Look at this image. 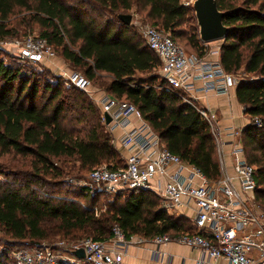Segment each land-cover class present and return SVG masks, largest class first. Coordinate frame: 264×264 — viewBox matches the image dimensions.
Returning <instances> with one entry per match:
<instances>
[{"label":"trees","instance_id":"16d2710c","mask_svg":"<svg viewBox=\"0 0 264 264\" xmlns=\"http://www.w3.org/2000/svg\"><path fill=\"white\" fill-rule=\"evenodd\" d=\"M215 1L228 29L219 63L238 79L236 98L250 118L240 140L254 168L255 201L264 208V0ZM132 9L146 24L184 43L189 55L209 54L197 23L186 28L189 15L195 16L180 0H0V41L18 38L21 31L29 35L35 26L93 86L107 77L106 94L132 103L170 152L215 180L220 176L217 147L202 109L167 86L158 57L120 21L118 16ZM19 10L28 15L17 18ZM17 63H4L0 53V156L27 160L21 162L25 171L0 167V229L8 238L0 264H12L16 243L106 241L114 225L127 239L196 232L189 220L163 212L150 191H121L98 206L110 194L66 187L59 180L66 170L85 174L102 164L116 169L123 161L88 94Z\"/></svg>","mask_w":264,"mask_h":264},{"label":"built area","instance_id":"2783aa9c","mask_svg":"<svg viewBox=\"0 0 264 264\" xmlns=\"http://www.w3.org/2000/svg\"><path fill=\"white\" fill-rule=\"evenodd\" d=\"M138 32L160 60V76L171 90L182 94L185 102L191 103L197 91L228 96L236 88L238 80L218 61L189 55L168 34L149 24L138 26ZM15 46L17 58L25 63L44 65L56 58L42 38L28 37ZM62 76L100 108L101 121L123 161L116 169L104 164L95 167L80 185L92 194L150 191L158 198L163 212L184 217L196 230L175 237L145 239L155 246L153 259L161 260V245L178 242L198 251L196 264H264V208L254 198V168L244 157L242 130L231 128L230 140L221 142L212 117L205 110L200 111L217 147L220 176L210 180L199 168L170 152L132 103L103 92L95 97L94 86L78 71L69 70ZM105 114L110 118L107 125ZM252 121L259 126L258 120ZM223 146L229 147L233 159L232 175L225 165ZM132 243L133 239H127L120 227L114 225L106 241L84 238L53 244L27 242L14 248L10 258L12 264H122L121 258ZM78 250H83V259L74 255Z\"/></svg>","mask_w":264,"mask_h":264},{"label":"crops","instance_id":"0c3cea01","mask_svg":"<svg viewBox=\"0 0 264 264\" xmlns=\"http://www.w3.org/2000/svg\"><path fill=\"white\" fill-rule=\"evenodd\" d=\"M205 58L219 62L218 49L212 48ZM196 86L199 87L200 84L197 83ZM95 90V97H98L100 91ZM192 97L194 103L212 117L214 125L218 128L221 142L227 143L230 140L228 132L231 128L242 130L250 124V118L246 119L244 109L237 101L235 89L228 96L203 94L197 91ZM223 152L225 165L229 174L232 175L233 159L229 155V147L223 146ZM131 239H133V243L127 246L121 258L122 264H196L199 257L197 250L178 242H170L158 248L162 255L161 260L153 259L155 246L152 243L141 237H132Z\"/></svg>","mask_w":264,"mask_h":264},{"label":"rangeland","instance_id":"374dc122","mask_svg":"<svg viewBox=\"0 0 264 264\" xmlns=\"http://www.w3.org/2000/svg\"><path fill=\"white\" fill-rule=\"evenodd\" d=\"M182 4H189L186 7H190L192 6V4H190V2L192 3L193 0H180ZM18 12H20V15L17 17H22V16H27L28 13L23 12L22 10H19ZM126 15H130L131 16V22L130 25L133 27L134 31L137 33V35L140 37V34L138 32V26H140L141 24H146L147 22L144 20V18L139 15L135 9H132L128 14ZM138 24V25H137ZM186 28L187 29H194L196 28V22H195V18L192 15H189V17L187 18V23H186ZM39 29L36 28L35 26L33 27V29L31 30V33L29 35H25L23 31L20 32V36H18V38H7L4 41H0V53H1V59L3 60L4 63L6 64H18L17 62H19L20 64L23 65V68H32L35 72H38L40 74H42L43 76L45 74H50V77H48L49 80H51L52 82H55V79H59L60 81H62L64 84L69 85L65 78L62 76L63 72H67V70H74V71H78L79 73L82 74V71L79 69H74L71 65H69L68 63H66L61 56L59 55V53L57 52L56 48H54L53 52L56 56V58L54 60H52L53 62H49L46 63L44 65H37V64H31L29 62L25 63L20 61L17 58V53H18V49L15 46L17 43L23 42L25 41L28 37H32V38H41L39 36ZM141 38V37H140ZM179 44V46H181L186 52L190 53L192 52L191 50H189L188 47H186L184 45V43L181 42H177ZM221 44V41H216V42H211L208 44H205L204 46L207 48L208 52L213 48V49H219V46ZM51 47V46H50ZM192 56H195L193 54H191ZM235 76V75H233ZM240 76V73L239 75ZM235 78L237 79V77L235 76ZM100 81H93L94 82V88L97 89L100 92H103V88H102V84L104 82H107L108 78L105 76H101ZM238 80V79H237ZM95 103V102H94ZM96 104V103H95ZM247 119V116H246ZM21 162H27L26 159H20V158H16L14 156H0V167L7 172H12V171H25L27 170L26 165L21 164ZM58 166H61V163L58 162ZM69 166H72V164H69ZM69 170H66V173H68ZM64 174L62 175V177L59 179L61 180V182L68 188L74 189V188H80L82 187L80 185V183H82L83 180L86 179V176L88 175V173H79V174ZM0 180L3 181L4 178L0 177ZM83 188V187H82ZM92 194V193H91ZM94 194V193H93ZM114 194H110L109 196H105L99 199V201L97 202V205L99 206L100 204H102L105 201H112ZM84 205H87L88 202L83 201L82 202ZM113 226V225H112ZM86 238V237H85ZM84 239V238H82ZM81 240V239H80ZM7 241L8 238L6 237V235L4 234V232L2 231V229H0V251L5 249L7 246ZM60 241L59 239L56 240H45V241H41L40 243H45V244H53L55 242ZM28 241H24V243H16L17 247H20L22 244H26ZM8 248V247H7ZM10 248V247H9Z\"/></svg>","mask_w":264,"mask_h":264},{"label":"water","instance_id":"95a60500","mask_svg":"<svg viewBox=\"0 0 264 264\" xmlns=\"http://www.w3.org/2000/svg\"><path fill=\"white\" fill-rule=\"evenodd\" d=\"M191 8L196 19L199 39L203 44L224 39L228 29L222 23L224 13L217 9L215 0H194ZM118 18L125 25H130V15L121 14ZM104 118L107 125L110 118L106 114ZM74 255L79 259L84 258L83 250L76 251Z\"/></svg>","mask_w":264,"mask_h":264}]
</instances>
